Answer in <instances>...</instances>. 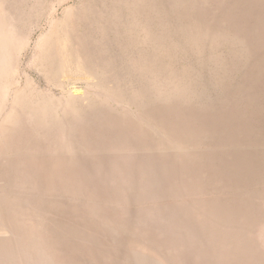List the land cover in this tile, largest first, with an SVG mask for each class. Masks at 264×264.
<instances>
[{
  "label": "rangeland",
  "instance_id": "obj_1",
  "mask_svg": "<svg viewBox=\"0 0 264 264\" xmlns=\"http://www.w3.org/2000/svg\"><path fill=\"white\" fill-rule=\"evenodd\" d=\"M0 264H264V0H0Z\"/></svg>",
  "mask_w": 264,
  "mask_h": 264
}]
</instances>
